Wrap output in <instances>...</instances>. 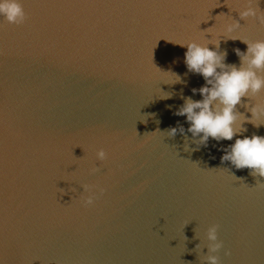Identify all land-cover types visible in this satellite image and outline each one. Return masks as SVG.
Instances as JSON below:
<instances>
[{"label": "water", "instance_id": "95a60500", "mask_svg": "<svg viewBox=\"0 0 264 264\" xmlns=\"http://www.w3.org/2000/svg\"><path fill=\"white\" fill-rule=\"evenodd\" d=\"M21 2L25 24L0 18V262L206 264L217 226L220 264H264V177L221 164L237 137L186 152L189 124L174 115L205 84L175 44L223 38L234 20V35L264 39L260 19L239 20L249 0ZM251 2L264 18V0ZM236 49L247 45L220 40L239 67ZM253 104L244 97L237 111L250 119ZM178 126L185 134L167 137ZM243 127L240 138L264 136ZM85 184L98 197L87 209Z\"/></svg>", "mask_w": 264, "mask_h": 264}, {"label": "clouds", "instance_id": "9594fccd", "mask_svg": "<svg viewBox=\"0 0 264 264\" xmlns=\"http://www.w3.org/2000/svg\"><path fill=\"white\" fill-rule=\"evenodd\" d=\"M238 16L241 21L256 18L264 24V18L258 17V9L253 6L251 0L238 12ZM0 18L9 24L20 26L26 23L28 16L21 0H0ZM240 29L241 24L234 20L225 25L223 38H217L209 33L212 38L205 39L204 43L193 40L175 44L187 48L184 55L187 70L189 73L202 76L205 84L199 89L192 90L193 95L198 93L202 99L194 101L191 97H182L184 102L174 115L186 117V123L189 124L187 132L191 133L195 147L190 148L186 145L184 148L186 152L207 148L210 138L219 143L232 141L234 137H237L234 143L222 149L224 154L221 156V164L230 163L237 170L247 168L251 170L252 176L264 177V136L252 135L240 138L247 131L243 127L244 124L250 123L257 128L264 126V100H257V97L264 92V39L243 40L240 36L234 35ZM221 39L240 40L247 45L246 52H241L240 49L235 50L241 61L239 67L225 63L227 53L221 54L218 51ZM209 44L214 45L215 48L210 50ZM162 73L170 77V84L183 83L178 74L171 71ZM244 97L254 101L251 107L243 105L250 111V119L237 111V105L241 104ZM170 98L171 94H165L162 97V99ZM178 132L184 135L185 128L171 127L165 133L167 137L175 138ZM95 159L104 162L108 159V153L100 149L95 153ZM97 171L96 167L89 170L90 174ZM259 184L264 185V183ZM95 187L87 184L82 186L83 191L88 193L87 196L80 198L79 203L82 207L87 209L95 206L98 199ZM59 191L62 195L65 194L62 190ZM99 191L102 195L103 189ZM217 230V226L207 230L209 244L205 256L206 264H220L219 257L214 255L223 247L222 243L218 242Z\"/></svg>", "mask_w": 264, "mask_h": 264}]
</instances>
